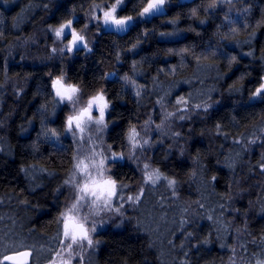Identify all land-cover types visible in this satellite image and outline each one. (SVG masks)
Listing matches in <instances>:
<instances>
[{
  "label": "snow or ice",
  "instance_id": "1",
  "mask_svg": "<svg viewBox=\"0 0 264 264\" xmlns=\"http://www.w3.org/2000/svg\"><path fill=\"white\" fill-rule=\"evenodd\" d=\"M232 2L233 0H219L202 11L205 14H215L218 8L229 6L217 25L216 32L221 35V42L226 43L229 36H235L239 31L236 27L238 23L249 31L246 39L234 40L232 43L237 47L248 45L249 51L241 52V58L248 57L253 63L259 62L257 76L250 78L251 73L243 71L233 83L222 88L214 86L194 96L191 92L183 94L180 91L172 95L171 90L165 91L163 95L158 92L150 94L146 87L137 85L135 80L125 74L122 80L131 86L133 103L136 106L128 109L124 90L113 91L107 85L110 78L117 75L115 72L101 71L98 78L94 75L93 80L88 81L86 75H81V70L88 72L87 63H82L80 70H76L74 65L81 55L86 61L95 54L96 41L89 40V33L93 29L96 36L111 35L113 32L127 33L130 28L146 23L157 15H165L170 0H142L139 4H133L131 11L128 10V0H88L86 10L85 5L81 3L79 12L75 0H42L40 6L43 11L49 13L50 18L56 19L55 24H48L45 29L52 38L51 45L44 42L49 51L48 60L54 61L45 65L49 70L44 72L43 87L47 96L51 97V109L45 103L36 109L44 118L40 120L37 139L28 146L26 154L38 152L36 143L39 142L40 136L59 147L63 133L71 147L64 149L68 154V165H60L64 168L63 173L50 170L46 165L39 166L24 161L19 163L9 180L2 175L6 165L0 168V181L4 184H17L19 187L18 192L14 188L10 195L22 207L38 214L37 219L30 221L27 233L13 229L0 235V264H38L41 249L32 241L36 229L31 228V224H38L39 218L43 216L52 217L56 225L55 235L50 241L47 236L41 237L48 245L44 249L47 252V264H84L86 250H91V262V256L95 255L102 243L96 237L103 235L101 230L112 224L127 232V239L121 242L124 248L119 264H156L155 260L148 258L152 245L146 238L147 234H142L143 225L138 218L146 199L145 190H153L162 185L167 188L171 203L179 198L178 192L185 183V175L189 180L198 179L213 188L223 180L226 195H222L218 202L219 216L215 222L219 224L225 215L239 219L243 229L237 227L235 230L237 243L240 242L241 231L246 233L248 242L240 244L241 248L245 251L250 245L260 248V258L256 259L254 264H264V229L259 233L249 232L248 213L235 207V203L245 193L231 192L233 184L241 189L247 184L248 195H254L252 190L262 186L261 182L249 184V180L256 178L257 174L264 177V130H261L259 136L253 131L242 138H236L225 131L228 126L225 121L235 124L239 109L264 104V47L257 50L254 45L258 33L252 29L260 25L248 23L247 16L251 8L238 11L236 18H232ZM4 3L8 4L9 0H4ZM190 15L195 17L196 10ZM169 23L176 25L178 21L173 19ZM207 23V19L199 20L201 25ZM225 26L227 33H221L220 29ZM179 33L177 28L173 32H160L159 36L163 39L177 36ZM148 35L146 29L141 30L135 42L131 43L126 51H115L117 64L124 63L122 55L137 54ZM3 36L4 33L0 32V37ZM167 51L169 54L174 53L171 48ZM187 51L188 49L184 48L180 53L183 55ZM206 53L202 52L201 56L196 57L197 63L201 57L207 59L208 55L216 59L224 57L229 70L239 63L236 55L229 54L219 45L215 50L210 47ZM9 57L10 49L6 55H0V72L4 74L5 83L9 80ZM19 60L23 63L24 57L20 56ZM97 63L103 64L104 61L98 60ZM250 66L246 65L245 68ZM131 67L135 71V59L132 60ZM205 67L215 69L218 81L229 78L216 64H208ZM157 71L162 73L164 70L161 68ZM168 71L174 73L176 69L170 67ZM246 78L249 83L247 88L241 83ZM3 91V86H0V92ZM27 95L22 88L19 91L14 89L13 96L16 99L13 103L22 105ZM122 109L124 111H121ZM227 109H231L233 115H225ZM13 116L23 121L14 131L20 136L29 133L34 120L28 117L26 111L20 116L19 111L12 109H9L7 117L0 111V117H4L0 119V132L11 133L13 125L16 124ZM177 123L181 130L173 128ZM49 124L58 125L59 130L57 127H48ZM197 124H211L215 137L239 148L236 156H239L240 152L245 154L248 163L243 167L248 170L247 180L235 179L237 160L231 153L223 161L219 158L209 159L205 164L202 149L198 144L208 130L205 127L198 136ZM165 141L168 142L167 146ZM84 144L88 145L86 150L82 147ZM160 148H164L162 153ZM192 153H195V157ZM8 155H12L11 150ZM255 156L259 159L253 163ZM188 168L192 171L182 174L184 169ZM214 170L223 173V176L213 174ZM197 205L200 209L205 207L199 201ZM248 207H251V202ZM186 212L187 209H183L181 217ZM259 213L264 216V204H261ZM204 218L213 221L212 214H206ZM174 222L179 230L177 238L181 239L180 255L185 257L179 264H189L190 252L195 250L198 253L201 248H207L212 240V233H207L201 238L200 235L194 234V231H188V227L192 226L188 219L181 218ZM216 238L219 239V236ZM142 239L145 244L139 248L131 243ZM194 240L198 243H192ZM185 241L188 242L187 248ZM169 243L172 244L173 241L170 240ZM220 246L227 247L226 244ZM231 251L235 254L234 248ZM229 264H235L231 257Z\"/></svg>",
  "mask_w": 264,
  "mask_h": 264
},
{
  "label": "trees",
  "instance_id": "2",
  "mask_svg": "<svg viewBox=\"0 0 264 264\" xmlns=\"http://www.w3.org/2000/svg\"><path fill=\"white\" fill-rule=\"evenodd\" d=\"M140 2L142 0H128V10L131 11L133 4H139ZM218 2L219 0H188L184 2L170 0L165 15H157L146 23L138 24L130 28L127 33L117 34L113 32L111 35L101 34L96 36L95 29H93L89 33V40L94 39L96 41L95 54L88 57L86 61L81 55L74 68L80 70L81 64L87 63L88 72L85 73L81 70V75H86L88 81H92L94 75L98 78L101 71L106 73L115 72L117 75L110 78L107 85L113 91L124 90V99L128 101V109L136 106L133 103L131 86L126 85L122 80V76L125 74L135 80L137 85L146 87L150 94L158 92L160 95L171 90L172 95L180 91L183 94L191 92L195 96L214 86L222 88L226 84L233 83L243 71L250 72V78H255L259 70V62L253 63L251 58L248 57L241 58V52L249 51L248 45L237 47L232 43L234 40L246 39L249 31L238 23L236 25L239 29L237 34L229 36L228 41L222 43L221 35L217 34L216 27L229 6L218 8L215 14L211 12L205 14L202 11L209 5ZM41 3L42 0H9V3L5 4L4 0H0V32L4 33V36L0 37V55H6L9 49L11 50V57L8 60L9 80L7 83H5L3 72H0V86L4 88V91L0 92V111H3L4 117L9 115V109L19 111L20 116H23L26 111L28 117L34 120L33 128L25 136H20L14 131L20 123H23L16 116H13L16 124L13 125L11 133L0 132V162H2L0 168L6 165L2 175L8 177L9 180H11L12 174L16 172L19 163L24 161L39 166L46 165L50 170L60 171L61 173H63L64 168L60 165L65 167L68 165V154L64 149L70 148L71 145L65 138H61L58 147L40 136L39 142L36 143L38 152L32 155L26 154L28 146L36 141L37 133L40 131V120L44 118L36 112V109L42 103L47 104L48 108L51 109L49 103L51 97L47 96L43 87L44 72L49 70L45 65L54 63V61L48 60L49 51L45 48L44 42L51 45L52 38L45 29L48 24H55L56 19L50 18V14L43 11L40 6ZM75 3L79 12L81 3L85 5L86 10L88 0H75ZM230 7L232 18H236L238 11L251 8V12L247 16L248 23L250 25L259 23L260 25L258 28L252 29L258 33L254 45L257 50L264 47V0H233ZM194 9L196 15L192 17L190 13ZM173 19L178 21L176 25L169 23ZM202 19H207L209 23L199 24V20ZM177 28L180 30L177 36L163 39L159 36L160 32H173ZM144 29L148 31L149 35L142 43L138 53L135 55H122L124 63L122 65L117 64L115 51H126L130 44L135 42L141 30ZM227 31L226 26L220 29L221 33H227ZM217 45L229 54L237 56L239 63L234 64L231 70L227 67V60L222 56L216 59L208 55L207 59L201 57L199 63H197L196 57L201 56L202 52L207 54L206 50L210 47L215 50ZM169 48L174 50L173 54L168 53ZM184 48L188 51L182 55L180 50ZM20 56L24 57L23 63L19 60ZM133 59L137 63L135 71L131 67ZM98 60H103L104 63L98 64ZM208 64H216L228 74L229 78L218 81L215 69L205 67ZM246 65L251 66L245 68ZM170 67H174L176 71L174 73L169 72ZM161 68L164 70L162 73L157 71ZM101 82L103 83V81ZM241 83L246 88L249 87L247 78ZM21 88L28 93L24 98L25 103L22 105L19 103L14 104L13 100L16 97L13 96V90L19 91ZM169 110L172 109L169 108ZM141 111L143 110L141 109ZM238 111L239 115L235 116V124L228 120L225 121V124L228 125L225 131L235 135L236 138H242L243 135L253 131L259 136L261 130H264V104H257L255 107L239 109ZM225 115H233L232 110L227 109ZM4 117H0V119ZM141 123H143V117ZM48 127H57L59 130L58 125L49 124ZM205 127L208 131L201 138V143L198 144V147L202 149L205 164L209 159L219 158L223 161L231 153L237 160L235 179L238 181L247 180L248 170L243 167L248 163L245 154L240 152V155L236 156V153L240 151L239 148L234 147L230 142L215 137L212 134L211 124L207 126L197 124L198 136L200 131L205 130ZM173 128L181 130L178 123L173 125ZM149 132H151V129H149ZM181 143L183 142L181 141ZM167 144L168 142L165 141V146ZM10 150L11 156L8 155ZM159 151L162 153L164 148H160ZM256 151L261 150L256 149ZM221 152H223V155H221ZM191 155L195 157V153ZM257 159L259 157L255 156L252 162L254 163ZM156 166L159 167V165ZM177 171L181 170L177 169ZM190 171H192L191 168L184 169L182 174ZM225 172H227V169H225ZM213 174L223 176V173L215 170ZM184 178L185 183L178 192L179 198L171 203L166 187L161 185L153 190H145L146 199L138 218L143 225L142 234H147L146 238L152 245L148 256L149 260H155L156 264H179L180 261L185 260V257L180 255L181 239L177 238L179 230L177 223L174 222L184 218L188 219L192 225L188 227V231H194V234L200 235L201 238H204L207 233H212V240L207 248H201L198 253L195 250L190 252L189 264H229L230 257L235 264H254L255 260L260 258L261 249L252 245L248 246L246 251L242 249L240 244L248 242L247 234L243 231L240 233V242L237 243L235 230L237 227L243 229L240 220L234 216L225 215L221 218L219 224L215 222L216 217L219 216L218 202L222 195H226L223 180L213 188L206 182H199L198 179L189 180L187 175ZM257 182H261L262 186L252 190L255 193L254 195H248L249 188L247 184L243 189L233 184L231 190L232 194L237 191H244L245 195L238 199L235 207L248 213L250 217L248 220L249 232L255 233H259L261 229H264V216L259 213L261 204H264V177H259L257 174L256 178L249 180V184ZM14 188L17 192L19 191L17 184H4L0 181V201H3V203H0V235L13 229L27 233L30 221L38 218L37 213L22 207L10 195ZM161 197H163V200H161ZM197 201L203 203L205 207L200 209ZM249 202H251L250 208L248 207ZM183 209H187V212L181 217ZM129 214L131 215V212ZM206 214H212L213 221L205 219ZM31 228L36 229L32 241L37 244L38 249H41L38 255V264H47V252L44 249L48 245L41 237L47 236L50 241L51 237L55 235L56 225L52 217L43 216L39 218L38 224H31ZM102 232L103 235L96 237L102 241L99 250L91 256V262H89L91 250H86L84 264H119L124 248L121 242L127 239V232L123 228L117 229L114 224L109 225ZM217 236H219V239L216 238ZM170 240L173 241L172 244L169 243ZM131 243L139 248L145 244V240H134ZM184 243L187 248L188 242L185 241ZM192 243H198V241L194 240ZM221 244H226L227 247L221 248ZM257 244H259V240H257ZM233 248L235 254L231 251ZM254 252L257 255H252ZM138 260L139 257H137Z\"/></svg>",
  "mask_w": 264,
  "mask_h": 264
},
{
  "label": "rangeland",
  "instance_id": "3",
  "mask_svg": "<svg viewBox=\"0 0 264 264\" xmlns=\"http://www.w3.org/2000/svg\"><path fill=\"white\" fill-rule=\"evenodd\" d=\"M181 1H188V0H181ZM86 135H87V133H86ZM141 135H143V133H141ZM61 138H64V136H63V134L61 135ZM66 139V138H65ZM82 147L86 150L87 149V147H88V145L87 144H84V145H82ZM132 214V213H131ZM107 219V218H106ZM115 219V218H114ZM108 226H106L104 229H102L101 231H103V230H105L106 228H107Z\"/></svg>",
  "mask_w": 264,
  "mask_h": 264
}]
</instances>
